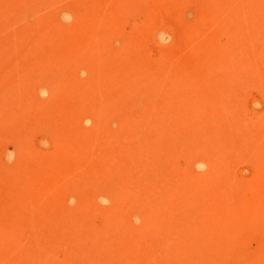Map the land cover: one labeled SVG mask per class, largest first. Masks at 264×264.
I'll return each instance as SVG.
<instances>
[{
	"label": "rangeland",
	"instance_id": "rangeland-1",
	"mask_svg": "<svg viewBox=\"0 0 264 264\" xmlns=\"http://www.w3.org/2000/svg\"><path fill=\"white\" fill-rule=\"evenodd\" d=\"M0 264H264V0H0Z\"/></svg>",
	"mask_w": 264,
	"mask_h": 264
},
{
	"label": "bare ground",
	"instance_id": "bare-ground-1",
	"mask_svg": "<svg viewBox=\"0 0 264 264\" xmlns=\"http://www.w3.org/2000/svg\"><path fill=\"white\" fill-rule=\"evenodd\" d=\"M163 227V226H162Z\"/></svg>",
	"mask_w": 264,
	"mask_h": 264
}]
</instances>
